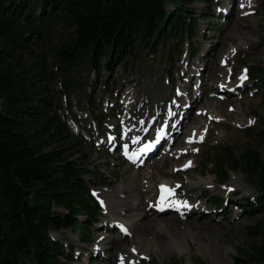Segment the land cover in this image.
<instances>
[{"label":"rangeland","instance_id":"obj_1","mask_svg":"<svg viewBox=\"0 0 264 264\" xmlns=\"http://www.w3.org/2000/svg\"><path fill=\"white\" fill-rule=\"evenodd\" d=\"M167 9L172 10V5L167 4ZM190 9L198 20L192 38L159 44L154 53L141 49L132 63L125 68L116 63L111 72L102 68L96 73L83 63L72 72L73 80L80 83L76 90L64 91L67 81L48 59L51 87L62 97L61 113L72 133L84 138L91 153L89 165L103 176L92 193L104 200L108 192H115L121 200H143L141 206H126L120 212L129 220L137 218L130 232L100 207L93 229L96 239L89 245H80L69 230L52 233V239L74 247L71 264H194L198 260L228 264L223 252L233 264L234 257L247 260L244 255L252 245L264 241V212L249 216L239 205L256 197L255 178L238 169L221 184L215 175L229 156L248 147L264 153V135H260L264 130V82L257 75L254 80L250 77L256 69H264V0H213L212 7L197 3ZM66 36V29L57 25L47 41L32 50L37 53L42 47L47 52ZM243 75L250 79L240 83ZM222 82L232 89H224ZM83 91L94 100L93 107L80 97ZM168 110L177 122L183 117L169 146H162L142 167L122 162V148L130 138L126 128L146 133L145 140L166 121ZM194 127L197 139L191 145L185 135ZM180 153L190 157L175 159ZM189 162L192 170H184ZM143 179L152 183L161 179L177 187L191 209L177 215L169 200L153 205L149 200L155 199V193L145 190ZM228 186L232 193L225 191ZM151 220H171V225L182 229L153 235L146 228ZM169 234L181 241L178 246L169 245ZM149 237L158 248L130 253L138 238Z\"/></svg>","mask_w":264,"mask_h":264},{"label":"trees","instance_id":"obj_2","mask_svg":"<svg viewBox=\"0 0 264 264\" xmlns=\"http://www.w3.org/2000/svg\"><path fill=\"white\" fill-rule=\"evenodd\" d=\"M197 3L212 7L213 0H0V264H71L74 247L50 235L69 230L80 245L96 239L101 210L91 190L103 176L61 113L48 59L67 81L64 91L76 90L72 72L83 63L111 72L141 49L154 53L159 44L192 38L198 20L190 7ZM57 25L66 38L34 52ZM167 59L174 62L170 53ZM256 73L251 80L264 82V69ZM81 96L93 107L86 91ZM238 169L257 185L253 201L239 203L243 213L264 212V153L248 147L215 175L224 184ZM244 256L233 264H264V241Z\"/></svg>","mask_w":264,"mask_h":264},{"label":"bare ground","instance_id":"obj_3","mask_svg":"<svg viewBox=\"0 0 264 264\" xmlns=\"http://www.w3.org/2000/svg\"><path fill=\"white\" fill-rule=\"evenodd\" d=\"M229 9L230 8H228L225 12L226 13H229L228 12ZM240 83H241V81H240ZM222 84H223V82H222ZM232 87L233 86H231L229 88H226L225 85H224V89L231 90ZM206 107L209 110H211V108H209L208 106H206ZM208 109H206V110L209 112ZM171 113H172V111L171 110H168V112L165 114L166 121L161 122L159 124V126H160L161 124L169 123V126L170 127H168V129H169V132L171 133V135H170L169 138H166L167 136H162L159 139V142H157V135L158 134L155 131L156 130L155 128H153V130H151V132L149 134H147L145 140H142V138H143V136L146 135V133L143 134V132H140V131H132L131 130L132 128H129V129L126 128V132L129 134L130 138L126 140L125 145H127L129 147L130 159H131L132 162H134V164L137 166V168L139 167L138 162L142 163V166H143V164L149 158H151L156 152H158V150L162 146H166V145L169 146V144L173 141V138H172L173 131L176 128H178V126H180L183 123V117L181 119H179L180 120L179 122H177L176 121L177 118L175 117V115L172 116ZM195 129H196L195 127H194V129H189L187 131L188 134L185 135L186 140L191 141L189 143L191 145L197 139L195 137V134H194L195 133V131H194ZM169 132L167 130V134ZM174 133H176V132H174ZM192 134H194V137L192 136ZM149 144H153L154 145V147H153L154 152L151 155H149L143 162H141V160L139 159L140 149L144 148L145 145H149ZM186 147H188V146L186 145ZM178 151H176V152L173 151V152H174V154L177 155L178 154ZM184 157H190L189 156V153H180L175 159L181 160ZM184 170H192V169L190 168V166H188V167L185 166V169ZM176 172H179V171H176ZM185 172H187V171H185ZM155 180H156L155 183L154 182L153 183L152 182H147L144 179L142 180V181H145L144 182L145 184H147V188H145V190H147L150 193H152V192L155 193V195H154L155 199L154 200H149V201H151V202L153 201L154 202L153 205H155V204L158 203V201H155L158 196H160L161 194H167L168 199H166V200H169V201L172 202V204L175 207V210H177V215L180 214V211L183 213V215L187 214L188 211L191 208L189 206H187V207L183 206V205L187 204V202L185 201V199L181 198V195L179 194L180 193L179 192V189L177 187H175V186L173 187L171 184L166 183V182H164L161 179H159V180L158 179H155ZM161 186H163L165 189H172L173 190V193L171 195H169L166 191H162ZM225 191L232 193L233 192V189L228 186ZM114 193L115 192L105 193L104 194V197H103V198H105V200L104 199H101V198H98V199H101V207H102V209H105L107 211V213L109 214V216L111 218H113V221L114 222H118V224L119 225H122L127 232H130L132 230L131 227L133 226V222L137 218L134 219V220H129V218L128 219L125 218L120 212L122 210H124L125 209L124 207H126V206L127 207H131V206L132 207H134V206H141L143 200L141 198H139V199H136V198L135 199H133V198H129L128 199L127 198L126 200H124L123 199L124 197L121 200V198L115 196ZM195 206H197V205H195ZM198 206H200V205H198ZM198 209L199 208H196L195 210H198ZM144 211H146V210H144ZM141 215H144V214L142 213ZM170 223L173 224V222L171 220H169V223H167L166 221L163 222V220L162 221L151 220V221H149L147 223L146 228L148 230L152 231L151 233L153 235H155L154 232L156 233L158 231H161L163 233L164 232L167 233V232H169L171 230H180V229H182V227L173 226ZM170 234L168 235L169 236L168 239H170L169 245H177V243L179 244L181 242V241L178 242V239L176 240L175 239L176 237L174 238ZM180 245H182V244H180ZM148 248H154V249L158 248L157 247V244L154 241V239L152 237H149V238H146V239H140V238H138L137 239V243L136 244L135 243L133 244V247L131 248L130 253H132V251L135 252V251H142V250H144L145 252H147ZM119 252H121V249L118 247L117 248V253H119ZM223 254L225 255L226 262L228 264H231V259L228 257L227 252H223ZM121 261L119 260L118 263H120Z\"/></svg>","mask_w":264,"mask_h":264},{"label":"snow or ice","instance_id":"obj_4","mask_svg":"<svg viewBox=\"0 0 264 264\" xmlns=\"http://www.w3.org/2000/svg\"><path fill=\"white\" fill-rule=\"evenodd\" d=\"M242 7H243V5H242ZM245 72H246V70H245ZM245 79H247V76H246V75H243V76L240 77L241 82H243V80H245ZM222 87H223V86H222ZM163 134H164V129H163V128L160 129V130H158L157 142H159V139L162 137ZM201 138H202V137H201ZM189 142H191V141H189ZM152 147H154L153 144L145 145V146H144V151H145V152L150 151ZM188 166H191V162H189V163L186 165V167H188ZM161 188H162V191H166L169 195H171V194L173 193V190H172V189H165L163 186H161ZM161 199L163 200L164 197L162 196ZM183 206L187 207L186 204L183 205Z\"/></svg>","mask_w":264,"mask_h":264}]
</instances>
